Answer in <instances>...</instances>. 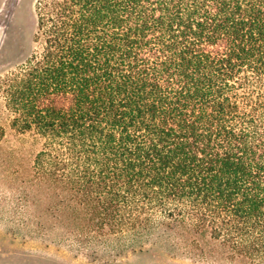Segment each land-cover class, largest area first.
Masks as SVG:
<instances>
[{"label": "trees", "instance_id": "1", "mask_svg": "<svg viewBox=\"0 0 264 264\" xmlns=\"http://www.w3.org/2000/svg\"><path fill=\"white\" fill-rule=\"evenodd\" d=\"M35 10L34 47L0 73V94L40 142L37 226L90 240L173 224L264 264V0Z\"/></svg>", "mask_w": 264, "mask_h": 264}, {"label": "rangeland", "instance_id": "2", "mask_svg": "<svg viewBox=\"0 0 264 264\" xmlns=\"http://www.w3.org/2000/svg\"><path fill=\"white\" fill-rule=\"evenodd\" d=\"M36 0H0V73L20 63L34 47ZM0 94V264H240L223 256L208 236L193 243L179 226L155 222L147 228L100 239L65 233L61 223L37 226L28 183L40 142L11 125ZM29 195V197H26Z\"/></svg>", "mask_w": 264, "mask_h": 264}]
</instances>
